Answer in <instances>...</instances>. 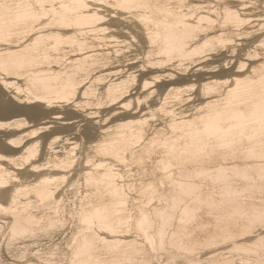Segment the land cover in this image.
<instances>
[{
	"label": "bare ground",
	"instance_id": "obj_1",
	"mask_svg": "<svg viewBox=\"0 0 264 264\" xmlns=\"http://www.w3.org/2000/svg\"><path fill=\"white\" fill-rule=\"evenodd\" d=\"M0 264H264V0H0Z\"/></svg>",
	"mask_w": 264,
	"mask_h": 264
}]
</instances>
